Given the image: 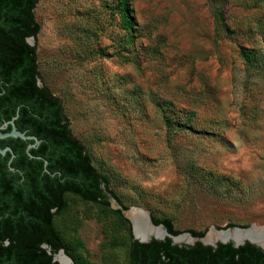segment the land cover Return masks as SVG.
Returning a JSON list of instances; mask_svg holds the SVG:
<instances>
[{"label":"rangeland","instance_id":"1","mask_svg":"<svg viewBox=\"0 0 264 264\" xmlns=\"http://www.w3.org/2000/svg\"><path fill=\"white\" fill-rule=\"evenodd\" d=\"M34 18L39 83L120 200L64 194L65 255L127 264L122 206L180 233L264 225V0H37Z\"/></svg>","mask_w":264,"mask_h":264},{"label":"trees","instance_id":"2","mask_svg":"<svg viewBox=\"0 0 264 264\" xmlns=\"http://www.w3.org/2000/svg\"><path fill=\"white\" fill-rule=\"evenodd\" d=\"M36 2L0 0V40L8 42L0 47V90L11 95L15 90H26L15 123L19 130L41 139L39 146L27 149L33 139L0 138V148L8 145L12 149L0 153V264H58L54 253L63 249L69 254L52 223L66 205L64 194L105 208L111 199L120 203L107 178L95 169L83 144L71 133L60 99L45 85L36 84L39 71L35 48L25 41L39 29L34 18ZM217 18L222 22L220 15ZM14 113L13 104L8 116ZM124 208L112 211L131 231L122 213ZM150 217L169 233H180L170 219ZM188 232L194 237L204 235L201 231ZM72 261L87 264L81 257L72 256ZM127 264H264V249L248 241L238 246L232 242L212 246L199 240L177 244L169 237L139 242L132 236Z\"/></svg>","mask_w":264,"mask_h":264},{"label":"water","instance_id":"3","mask_svg":"<svg viewBox=\"0 0 264 264\" xmlns=\"http://www.w3.org/2000/svg\"><path fill=\"white\" fill-rule=\"evenodd\" d=\"M32 39H33V36H29V37L26 38V40H27V42H28L29 44H30V42H31ZM38 82H39V80H38ZM10 122H11V125H12V126H11V129H10L9 131H6V132H1V131H0V138H4V137L11 136V137H20V138H22V139H34V143L29 144V145L27 146V149L30 148L31 146H35V145L39 142V140L37 139L36 136H33V135H26L24 132L18 130V129L16 128L14 122H13V119H11ZM6 124H7V122L1 124V125H0V129H3V128L6 126ZM6 151H11V152H12V149H11L9 146H5V147H3V148H0V153H1V154H5ZM12 155H13V154H12ZM10 161H11V158L9 159V162H10ZM10 169L13 170L14 168L10 166ZM130 208H132V207H128L127 209L122 210V213H123L124 217H126V218L129 220V222H130V225H131V233H132L133 238L136 239V240H138L139 242H148V241H150L152 238L162 240V239H164L165 237H169L173 243L182 244L181 242H183V241H182V240H178V241H177L176 238H177L178 236H180V235H185V236H189V240H188V241H184V244H192V243H194L196 240H199V241H201L203 244H209V245H212V246H215L217 242H222V243L232 242V244H233L234 246H238V245H241V244L245 243L246 241H248V242H250V243H252V244H255L256 246H258V247L264 249V244H263V243H260V242H258V241L252 240V239L247 238V237H244V238H242V239H240V240H238V241H236V240H234V239H228V238H226V239H218V240H214L213 242L205 241V240H204V237L206 236V234H207V232H208L209 230H208L206 233H204V235H203L202 237H194V236H192L189 232H186V233H179V234H177V235H173V234L169 233V232L166 230V228L163 227L162 224L155 225V224L152 222L151 217H150V214H149L148 211H147L148 222H149L152 226H156V227L159 226V227H162V229H163V234H162L161 236H156V235H153V234H151V233H144L143 235H139V234H137V233L135 232V227H136L135 222H134V221L128 216V214H127V212L130 211ZM145 223H146V222H145ZM251 227H252V224H251L250 226H248V227H225V228L216 229V228H214V227L212 226L211 228H213V229L216 230V231H228V230H233V229L247 230V229H249V228H251ZM209 229H210V228H209ZM42 247L47 248L48 246H47V244H42ZM60 253L63 254L64 256H66V257L69 259L68 264H73L72 259H71L69 256L65 255L63 249H59V250H58L56 253H54V255H53V259H54L55 261H57L58 264H62V263L60 262V260L58 259V257H57Z\"/></svg>","mask_w":264,"mask_h":264},{"label":"bare ground","instance_id":"4","mask_svg":"<svg viewBox=\"0 0 264 264\" xmlns=\"http://www.w3.org/2000/svg\"><path fill=\"white\" fill-rule=\"evenodd\" d=\"M131 207L132 208H130V211L127 212V214L135 222V232L137 234L143 235L144 233H151L156 236H161L163 234L162 227L152 226L148 222L147 210L134 206ZM244 237L250 238L252 240L264 244V225H252V227L247 230L233 229L228 231H216L210 227L209 231L204 237V240L208 242H213L214 240L228 238L238 241ZM176 240L188 241L189 236L180 235L176 238ZM57 257L62 264H68L69 259L63 254L60 253Z\"/></svg>","mask_w":264,"mask_h":264},{"label":"flooded vegetation","instance_id":"5","mask_svg":"<svg viewBox=\"0 0 264 264\" xmlns=\"http://www.w3.org/2000/svg\"><path fill=\"white\" fill-rule=\"evenodd\" d=\"M25 41L27 42V40H25ZM6 43H8V42L0 40V47L1 46L6 47L7 46ZM6 50H8V49H2L1 52L2 51L5 52ZM4 59L6 61V59L8 60V57L6 58V56H5ZM38 80H39V78H37L36 84L40 86L41 83H39ZM5 92H7V90H0V95H2L0 98V125L7 122L6 126L3 129H0L1 132H6V131H9L11 129V126H12L11 122H10L11 119H13V122L16 126L15 120L19 117L20 108L24 105L23 97H24L26 90H15L16 94H12V95L10 93L4 94ZM53 96H55V95L53 94ZM13 104L15 105V113L11 116H8L10 109H11ZM16 128H17V126H16ZM20 131H22V130H20ZM22 132H24L26 135L35 136L32 133H28L27 130H23ZM4 138H7V137H4ZM37 139L39 140V142L36 144V147L39 146L40 142H41V139H39V138H37ZM25 140H29V139H25ZM33 142H30V144ZM27 144H29V142ZM5 146H8V145H4V146H2V148Z\"/></svg>","mask_w":264,"mask_h":264}]
</instances>
